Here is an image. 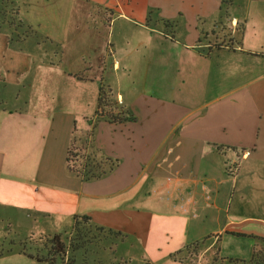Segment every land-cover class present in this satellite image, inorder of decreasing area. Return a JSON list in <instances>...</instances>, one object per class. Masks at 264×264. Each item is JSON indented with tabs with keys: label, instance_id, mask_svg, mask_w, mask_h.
<instances>
[{
	"label": "crops",
	"instance_id": "0c3cea01",
	"mask_svg": "<svg viewBox=\"0 0 264 264\" xmlns=\"http://www.w3.org/2000/svg\"><path fill=\"white\" fill-rule=\"evenodd\" d=\"M35 1L17 0L43 40L0 31V220L19 230L32 222L41 237L89 217L139 247L141 264L174 262L205 242L224 258L252 259L264 246V0L229 16L223 0L95 2L85 10L101 13L100 28L64 41L98 61L89 75L46 61L60 60L62 41L30 18L47 5ZM103 16L110 28L123 22L112 48ZM107 53L139 86L109 90L119 122L101 116V92L94 116L90 96L76 95L96 82ZM72 148L117 166L85 180L69 169ZM18 236L11 241L24 246L36 237ZM6 250L0 264H43L31 249Z\"/></svg>",
	"mask_w": 264,
	"mask_h": 264
},
{
	"label": "rangeland",
	"instance_id": "374dc122",
	"mask_svg": "<svg viewBox=\"0 0 264 264\" xmlns=\"http://www.w3.org/2000/svg\"><path fill=\"white\" fill-rule=\"evenodd\" d=\"M121 1L122 0H47L46 7L43 8L42 11L32 13L30 17L33 22L41 23L47 27V31H49L50 35L58 37L62 41V50L59 53L60 60L56 59L57 57L54 54L51 55V58L49 59V54H46V61L53 62V64H55V69H62L65 72L71 70L73 66L84 75L90 74L89 71L85 72V69H89V66H94L95 69H93L92 72L98 71V65H96L98 61H91L87 55L83 54H80V56L78 54V56L75 57L72 52L69 53L68 49L67 51L65 49L71 45V42L73 43V38L76 37L77 33L86 32V34H88V27L90 29V27L95 24L100 28L99 23L101 20V13L98 11L92 12V16L89 18L88 16L90 13L85 10L86 8H89L91 5H95L96 7L95 2L100 6L106 3L109 5L115 2L120 3ZM36 2L37 1L35 0H28L29 6ZM242 2L243 1H241L239 5H241ZM19 11L17 0H0V31L10 32L14 41L28 38H32L34 41L43 40V37L37 32V30H35L34 27L29 26L28 21L23 20L24 18ZM222 16L226 18L224 13ZM104 17L105 16H103V18ZM109 20L110 16L103 19V22L105 24L107 23L106 25L108 29L106 31L101 30L106 32L105 43L109 48H112L113 44L117 42L118 29L123 22H117L116 24L114 22L110 28ZM81 36L84 37L83 34ZM64 41L70 42L68 47ZM31 46L32 45H30V47ZM47 47L49 48V46ZM42 56L43 55H40L38 57L40 58ZM25 62H27V65ZM35 62L38 64L39 60ZM28 63L29 61L23 59L21 65L19 64L17 68L24 70L28 67ZM100 68L101 75H99L96 82L88 81L85 88L86 90L76 93V95H85L86 98L90 96L92 104L91 109L93 112L92 116L96 113L98 95L101 90L109 92L111 89L114 93H117L118 90H123L126 87H139L137 85L138 83L134 85L132 79H129L127 75H124L122 71L117 73L113 70V57L108 53L105 54ZM22 77L20 75V78ZM64 84L68 83L64 82ZM109 99L112 103V96ZM79 151L80 148L75 150L76 155L73 159V166L75 171H79L80 173L83 170L85 161L81 158L84 153H80ZM102 169L104 168H101V170ZM75 174L77 173L75 172ZM30 223L29 227L26 226L19 230L15 225L9 227L6 222L0 220V249L5 251L11 247L13 250L19 251L20 247L24 250L27 248V250L31 249L29 251L30 253L34 255L38 254L43 258H49V253L51 252V254H54L55 257L53 259L57 264H129L127 259L121 258H128L129 255L134 258L132 264H141L139 260V258H141V250L139 247L136 245L132 246L130 242L120 244L123 240V236H121L117 230L107 229L93 223L92 226H81L78 231L72 229L68 230L66 233L59 235L60 239L58 244H53L52 240L55 236L37 237L39 236L37 234H40V232L36 227L34 228L32 226V222ZM18 235H35L36 237H29L22 241L18 240L20 242H25L27 246H24V244L21 245V243H14L11 241L19 238ZM5 240L7 241L5 242ZM207 243H203L200 247H193L184 252L175 253L173 256V261L175 260L174 262L164 263L163 261H159L155 264H229V262L219 253L220 251L218 250L217 244L209 246ZM119 244L120 246L118 247ZM61 245L65 247V254L59 253V251H61ZM263 253L264 246H261L257 252H252L250 254L251 257L249 258L253 259L254 255L262 257ZM249 260L251 259L244 261L248 262Z\"/></svg>",
	"mask_w": 264,
	"mask_h": 264
},
{
	"label": "trees",
	"instance_id": "16d2710c",
	"mask_svg": "<svg viewBox=\"0 0 264 264\" xmlns=\"http://www.w3.org/2000/svg\"><path fill=\"white\" fill-rule=\"evenodd\" d=\"M241 1L245 2L246 0H223L222 11H225V14L229 16L231 14V9L239 5ZM239 30H241L240 27H239ZM111 96L112 94L110 91L107 92V91L101 90L100 100H99L101 116H103V118H106L110 122H119L122 120L120 116H122L123 113L121 112L119 114H115L117 107L114 103L110 102L109 98ZM75 150H77V148H72L69 151V157H68L69 169L72 172L74 173L76 172L77 174L82 176L85 180H94V179H99L103 176H106L107 174L112 172L114 168L117 166L116 161H113L108 158H104L102 156L97 157L95 153L90 154V155H85L84 150L81 148L79 152L84 153V155H82L81 158L84 159L85 165L83 167L82 172L79 173V171H75V168L73 166V163H74L73 159L76 155ZM101 168H104V169L101 170ZM92 225H93V221L91 218L89 217L78 218L77 217L74 230L78 231L80 230L81 226H92ZM59 239H60V236H55L54 239L52 240V243L58 244ZM188 249H191V247ZM9 252L10 250L4 251L0 249V256L4 255L5 253H9ZM59 253L61 254L66 253L65 247L63 245H61V251H59ZM49 255H50L49 258H45V257L43 258L39 256L38 254H35V255L33 254L29 256L31 257L34 256L40 263H43V264H57L56 261L53 259L55 257L54 254L53 253L51 254L50 252ZM225 259L229 262V264H264V253L262 254V257L260 256L257 257L256 255H254L253 259L249 260L248 262L244 260H240V259H234V258H225Z\"/></svg>",
	"mask_w": 264,
	"mask_h": 264
},
{
	"label": "built area",
	"instance_id": "2783aa9c",
	"mask_svg": "<svg viewBox=\"0 0 264 264\" xmlns=\"http://www.w3.org/2000/svg\"><path fill=\"white\" fill-rule=\"evenodd\" d=\"M248 154V153H247Z\"/></svg>",
	"mask_w": 264,
	"mask_h": 264
}]
</instances>
